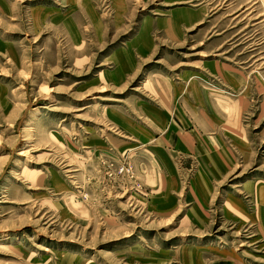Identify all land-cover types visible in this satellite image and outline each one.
I'll return each mask as SVG.
<instances>
[{"label":"rangeland","instance_id":"obj_1","mask_svg":"<svg viewBox=\"0 0 264 264\" xmlns=\"http://www.w3.org/2000/svg\"><path fill=\"white\" fill-rule=\"evenodd\" d=\"M247 1L253 15L264 8V0H0V264H264L258 160L206 188L200 209L202 193L190 186L198 171L171 150L176 196L192 203L168 217L149 207L154 131L187 129L180 99L164 107L151 76L159 88L191 79L232 96L212 65H241ZM180 10H199V23L124 72L143 29L154 36ZM242 124L255 139L264 133V121Z\"/></svg>","mask_w":264,"mask_h":264},{"label":"crops","instance_id":"obj_2","mask_svg":"<svg viewBox=\"0 0 264 264\" xmlns=\"http://www.w3.org/2000/svg\"><path fill=\"white\" fill-rule=\"evenodd\" d=\"M235 5L233 4V7ZM243 6L244 15L239 22H243L244 27L248 24V28L245 32L246 50L242 56L243 60L239 62L241 65L234 66L222 62L212 65V72L221 77L232 96L220 95L191 79L179 85L165 82L164 87L159 88L157 82L163 81H156L157 77L151 76L154 78L156 90L160 92L155 93L163 106L169 107L173 97L179 98L187 122V129L182 134L177 130L163 128L154 131V140L158 142L156 147H159H154L157 154L155 170L159 172L156 173L153 183L155 190L152 192L149 207H152L155 216L168 217L175 212L179 204L192 203L187 194L182 199L176 196L179 184L170 157L171 150L182 153L198 171L190 186L199 187L197 190L202 193L199 200L193 201L200 209H204L209 203L206 188L219 184L220 180L238 168V164L247 168L258 160L260 168H264V133H258L255 139L242 124L248 121H264V8L253 15L248 1ZM236 9L235 7L234 12ZM199 15V10L177 11L163 19L161 29L158 28L159 32L154 36L149 34V28L143 29L136 43L131 45L129 56L121 61L122 70L132 71L135 67L134 57L146 59L154 52L157 42H181V29H188L197 24ZM235 17L236 15L233 16L234 20ZM161 111L163 110H157L155 114H159L157 117L163 120L161 115L166 113V110ZM139 132L141 136L150 135L149 131ZM259 148L260 152L257 153ZM256 154H259L258 158ZM246 183L252 181L248 180L244 184ZM256 184L262 188L261 182ZM258 189L255 193L260 194L261 201H264V189ZM262 206L264 204L260 203L259 207Z\"/></svg>","mask_w":264,"mask_h":264}]
</instances>
